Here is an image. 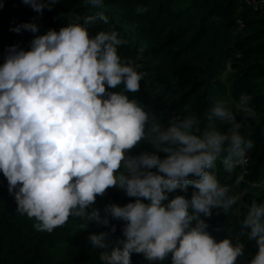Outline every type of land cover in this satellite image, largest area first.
<instances>
[{
  "label": "clouds",
  "instance_id": "9594fccd",
  "mask_svg": "<svg viewBox=\"0 0 264 264\" xmlns=\"http://www.w3.org/2000/svg\"><path fill=\"white\" fill-rule=\"evenodd\" d=\"M22 2L42 13L58 0ZM87 2L103 6V0ZM98 20L107 22L103 13L77 16L58 32L36 35L31 50L10 48L0 66V172L18 212L34 219L38 232L52 233L70 217L108 226L99 210H87L97 196L119 187L137 199L106 208L125 222L124 239L113 243L108 232L89 236L93 248L102 250L103 264H131L132 253L148 261L171 254L172 264H237L243 245L231 238L217 243L207 232V219L214 208L228 214L240 202L239 194L219 182L216 161L223 157L224 170L232 173L253 144L223 101L206 114L203 131L195 113L176 115L167 127L156 122L126 95L139 92L141 66L121 58L118 47L126 41L116 31L90 35ZM22 30L35 34L39 27L26 23L13 29ZM121 85L122 91H109ZM247 101L242 95L237 105L245 117L252 111ZM216 121L230 127L221 131ZM145 139L166 157L128 155ZM190 185L191 199L171 195L187 193ZM238 235L256 242L250 264H264V202L251 201Z\"/></svg>",
  "mask_w": 264,
  "mask_h": 264
},
{
  "label": "trees",
  "instance_id": "16d2710c",
  "mask_svg": "<svg viewBox=\"0 0 264 264\" xmlns=\"http://www.w3.org/2000/svg\"><path fill=\"white\" fill-rule=\"evenodd\" d=\"M264 0H103L93 7L87 0H58L52 9L34 11L22 0H0V66L12 47L31 50L36 35L59 31L74 22L75 17L103 13L107 22L98 20L89 28L90 35L116 31L126 43L118 47L122 59L130 58L144 73L141 88L126 93L136 99L146 112L154 114L163 127L176 115L195 113L207 124L206 114L220 101L236 115L240 132L253 147L246 151L245 163L232 173L224 170L223 157L216 161L221 185L240 195V202L226 214L214 208L207 219V232L217 243L231 238L243 245L244 255L237 264H250L258 252L255 241L239 236L240 223L253 199L264 202ZM145 11L137 12V9ZM238 20H242L241 27ZM36 23L38 33L13 29ZM82 23V20H81ZM123 85L109 91H122ZM242 95L248 97L251 115L245 117L237 107ZM150 126V125H149ZM216 127L227 131L229 125L216 121ZM147 131V127H146ZM157 154L148 140H142L128 155ZM157 172V169H151ZM240 179L239 185L236 180ZM18 191V189H16ZM193 186L184 195L191 199ZM119 187L109 188L87 210H99L109 225L86 218L70 217L52 233L38 232L36 221L21 215L14 194L9 192L6 177L0 172V264H103L99 249L89 241L91 234L108 232L111 242L124 239L125 222L113 219L106 208L135 203ZM148 203L147 200H142ZM115 232H112V227ZM131 264H172L171 254L164 261H148L143 254H131Z\"/></svg>",
  "mask_w": 264,
  "mask_h": 264
},
{
  "label": "built area",
  "instance_id": "2783aa9c",
  "mask_svg": "<svg viewBox=\"0 0 264 264\" xmlns=\"http://www.w3.org/2000/svg\"><path fill=\"white\" fill-rule=\"evenodd\" d=\"M264 2V1H263ZM238 23H239V25L241 26V27H243L244 26V24H243V21L242 20H238Z\"/></svg>",
  "mask_w": 264,
  "mask_h": 264
},
{
  "label": "rangeland",
  "instance_id": "374dc122",
  "mask_svg": "<svg viewBox=\"0 0 264 264\" xmlns=\"http://www.w3.org/2000/svg\"><path fill=\"white\" fill-rule=\"evenodd\" d=\"M243 163H245V162H243Z\"/></svg>",
  "mask_w": 264,
  "mask_h": 264
}]
</instances>
